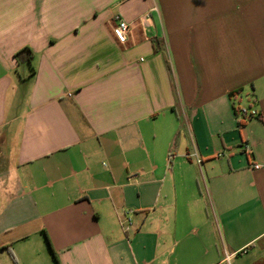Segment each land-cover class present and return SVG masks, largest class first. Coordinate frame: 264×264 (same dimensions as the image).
I'll list each match as a JSON object with an SVG mask.
<instances>
[{"label": "crops", "instance_id": "crops-1", "mask_svg": "<svg viewBox=\"0 0 264 264\" xmlns=\"http://www.w3.org/2000/svg\"><path fill=\"white\" fill-rule=\"evenodd\" d=\"M54 257L264 264V0H0V264Z\"/></svg>", "mask_w": 264, "mask_h": 264}, {"label": "built area", "instance_id": "built-area-1", "mask_svg": "<svg viewBox=\"0 0 264 264\" xmlns=\"http://www.w3.org/2000/svg\"><path fill=\"white\" fill-rule=\"evenodd\" d=\"M114 25L112 28V33L114 37L117 39V41L121 44H124L127 40V35L129 33V26L127 23H125L121 18L116 16L114 18ZM237 116L241 118L242 120H248L252 118H258L259 115L254 110H246V109H238L236 110ZM197 163H200V160H197ZM251 168L258 169L257 165H253ZM131 211L125 212L123 217L119 219V225L123 232H128L131 226Z\"/></svg>", "mask_w": 264, "mask_h": 264}, {"label": "trees", "instance_id": "trees-1", "mask_svg": "<svg viewBox=\"0 0 264 264\" xmlns=\"http://www.w3.org/2000/svg\"><path fill=\"white\" fill-rule=\"evenodd\" d=\"M15 59L17 62H24V61H29L30 59V53L28 49H23L20 52L15 54ZM54 262L55 264H58L57 259L54 257Z\"/></svg>", "mask_w": 264, "mask_h": 264}, {"label": "rangeland", "instance_id": "rangeland-1", "mask_svg": "<svg viewBox=\"0 0 264 264\" xmlns=\"http://www.w3.org/2000/svg\"><path fill=\"white\" fill-rule=\"evenodd\" d=\"M244 109L248 110L249 111V108L248 107H244Z\"/></svg>", "mask_w": 264, "mask_h": 264}]
</instances>
